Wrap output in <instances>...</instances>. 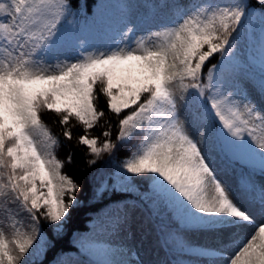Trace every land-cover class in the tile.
I'll use <instances>...</instances> for the list:
<instances>
[{
  "label": "snow or ice",
  "instance_id": "6c2138e0",
  "mask_svg": "<svg viewBox=\"0 0 264 264\" xmlns=\"http://www.w3.org/2000/svg\"><path fill=\"white\" fill-rule=\"evenodd\" d=\"M256 3L264 9V0ZM164 7L175 13L171 25L135 37L130 36L134 29L126 27L114 47L52 62L47 57L60 39L62 21L72 15L69 0L0 2V264H32L28 258L47 243L40 239L41 218L53 233L61 232L82 191L62 172L64 161L55 154L59 140L41 113H55L61 125L73 118L83 125L78 143L95 157L88 161L95 165L118 146L110 139V124L102 145L88 134L105 116L97 108L100 96L117 117L125 113L116 140L141 137L116 174L118 184L131 186L134 178H147L153 192L188 221L234 232L232 252L203 249L200 255L222 256L223 264H264V188L257 219L235 201L206 155L218 122L226 144L247 151L254 145L264 160V109L224 90L215 78L217 65L208 67L204 78L215 53L232 57L233 34L250 16V6L244 0H201ZM260 92L264 96V79ZM63 136L72 139L70 128ZM246 137L250 143H244ZM246 226L249 232L235 233ZM178 245L184 247L182 241ZM86 251L105 257L90 264H126L108 258L111 249L89 246Z\"/></svg>",
  "mask_w": 264,
  "mask_h": 264
},
{
  "label": "trees",
  "instance_id": "16d2710c",
  "mask_svg": "<svg viewBox=\"0 0 264 264\" xmlns=\"http://www.w3.org/2000/svg\"><path fill=\"white\" fill-rule=\"evenodd\" d=\"M123 1L69 0L72 15L67 17V21H71V23L62 21V30L77 31L87 26L94 27L103 21H108V24L111 25L110 18L115 11L114 3L121 4ZM146 1V4L150 2L149 0ZM248 1H251L247 4L250 8H261L256 0ZM213 2L216 3V0H213ZM215 57L216 54L212 58ZM211 61L206 63L205 71ZM97 108L104 111L105 116L89 130L90 138L97 137L99 144L102 145L105 139L102 133L109 130L108 126L110 124L112 133L110 139L118 146L111 154L103 153L95 165L88 163L89 160L95 157L91 156L85 145L78 143L79 136L85 134L83 125L74 118L70 120L68 125H61L55 113H41L42 120L59 140L55 154L58 159L64 161L62 172L72 177L81 186L82 191L77 193L78 203L71 210V214L61 232L53 233L51 225L41 218L40 227L43 234L40 239L47 243L42 248V256L40 258L34 257L32 264H53L59 257L68 254H74L89 262L103 259L105 257L102 255H90L86 249L93 246L98 250H113L110 255L117 252L116 244L107 245L105 241V234L108 232L105 229V223L108 224L112 220L110 216L105 215V211L110 204L136 201L146 209L147 219L150 220L156 209L154 203H148L147 205L142 198L150 184L147 178H134V183L131 186L121 185L117 182L116 174L120 166L125 159L129 158L134 145L139 142L130 145L129 142L122 143L116 140L119 132L118 121L125 113H121V116L117 117L116 114L110 112L106 98L103 96H100L97 100ZM65 128H70L72 132L71 140L63 136ZM69 154L72 156L71 163L67 162ZM125 187L128 188L127 191L124 190ZM133 191H137L136 195L132 194ZM100 217L103 218V221L100 220ZM165 217L166 230L163 231L162 226L159 224L156 230L160 234L162 242L167 243L169 241L173 244V227L175 224H184L185 222L179 219L176 212H169L165 214ZM178 241L174 244L177 245Z\"/></svg>",
  "mask_w": 264,
  "mask_h": 264
},
{
  "label": "rangeland",
  "instance_id": "374dc122",
  "mask_svg": "<svg viewBox=\"0 0 264 264\" xmlns=\"http://www.w3.org/2000/svg\"><path fill=\"white\" fill-rule=\"evenodd\" d=\"M0 2L7 3L8 0H0ZM248 20L245 26V28H247H244L245 30L242 29L240 33L234 35L236 46L229 62H231L233 58H237L239 63H245V59L248 58V54H251V57L254 60L258 58L263 62L260 63L264 65V18L257 16L253 19L251 18L249 21ZM47 58L49 61L54 62L58 57L48 56ZM59 59L63 60L62 58ZM262 78L264 79V77L260 74L251 72L243 66H239L235 68L232 73L231 81L228 85V91L233 92L234 99H239L241 101L250 100L259 108L264 109V96H262L260 92V82ZM206 155L208 156L209 161L211 160L210 164L217 172L218 179L225 187H228L229 190L235 189V194H237L240 190L237 189L238 176H228L224 169H222L221 172L218 171V156L215 151L214 139L209 141L206 149ZM145 198L148 201L156 199L159 203L160 211H164L169 208H177L176 206L168 203L163 197L154 193L151 186ZM177 209L179 210L181 217L185 219L181 210L179 208ZM138 210L139 208L136 206L128 209L126 205L119 209L115 207L111 208L110 213H112L118 220L117 223L113 225L111 230L112 232L109 233V236L117 239L121 247L126 249L124 252L118 253L111 259L122 261V259L127 256L128 262L132 264L137 258L146 259L147 261H150V263L155 264L156 261L154 260L153 253L154 237H152L150 226L142 222L143 212H139ZM256 218L260 219L258 217ZM20 219H22L25 222V226H27L29 223L27 214L22 213L20 215ZM250 230L251 226H246L242 229H238L237 233L240 231L244 234ZM5 232L6 235L11 238V230L5 228ZM199 240L200 236L197 237L196 242ZM37 255H41V249L33 256ZM28 259H31V257Z\"/></svg>",
  "mask_w": 264,
  "mask_h": 264
}]
</instances>
